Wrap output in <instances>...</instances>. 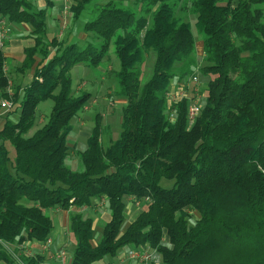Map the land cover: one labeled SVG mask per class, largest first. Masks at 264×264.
I'll return each mask as SVG.
<instances>
[{
	"label": "trees",
	"instance_id": "16d2710c",
	"mask_svg": "<svg viewBox=\"0 0 264 264\" xmlns=\"http://www.w3.org/2000/svg\"><path fill=\"white\" fill-rule=\"evenodd\" d=\"M44 1L38 9L30 0H0V18L28 26L33 40L20 67L31 80L13 91L0 48V243L19 255L26 243H45L54 229L49 211L60 209L72 212V264L147 246L162 264H264V0H102L83 25L92 35L84 48L45 41L52 1ZM91 1L71 6L73 24ZM111 46L121 64L115 93L126 99L121 133L104 146L98 121L79 154L82 171H72L71 122L91 94H73L71 71L99 68ZM196 73L207 88L189 128L191 100L170 105L167 95ZM46 100L54 103L49 121L33 133ZM130 198L146 202L125 228ZM96 201L110 214L101 235L84 215ZM14 261L2 248L0 262ZM21 261L46 264L40 255Z\"/></svg>",
	"mask_w": 264,
	"mask_h": 264
},
{
	"label": "rangeland",
	"instance_id": "374dc122",
	"mask_svg": "<svg viewBox=\"0 0 264 264\" xmlns=\"http://www.w3.org/2000/svg\"><path fill=\"white\" fill-rule=\"evenodd\" d=\"M36 8H39V0H31ZM80 1V0H78ZM105 2L102 0H92L90 5L88 6V10L83 13L81 16L78 24L72 23V16L70 12L69 6L67 7V10L64 11L63 17L66 18V27L63 29L58 24L53 23L51 21L48 25V32L45 41L49 42L56 36V31H54V27H56L58 30V41L65 42L67 45H77L81 48H84L86 46V43L89 40H92V35H87L83 32V25L86 24L88 21H90L93 18V15L91 14L93 10L96 9V7L100 5H104ZM185 13L183 12L182 15ZM51 19V16H50ZM194 19L195 17L191 16V24H192V30L196 38V49L198 48V42L200 41V36L198 35L196 26L194 25ZM3 21V20H2ZM1 22V20H0ZM5 26L10 30L12 33H16L17 38L23 37V35L28 34L27 29L19 28L16 29L17 25L8 24V22L4 21ZM64 24V21H63ZM1 27V25H0ZM16 30H15V29ZM61 28V29H60ZM16 36L13 37V40L16 39ZM25 45H27V42H24ZM8 44V41L6 39V44ZM8 46H4L2 49L4 53L7 54ZM56 48H53L55 50ZM199 55V54H198ZM38 60H40V57H38ZM201 61V57H199V62ZM153 64H154V55H150L147 57L146 63L143 66V75L144 79H148L153 70ZM22 65L21 63L12 64L10 66V79H11V90H15L19 86H25L29 84L31 77L28 72H24L20 70V67ZM200 68L203 66V64L199 63ZM121 69V64L119 59L114 54V49L111 46L109 50V57L104 60V62L101 64V66L97 69H92L87 67L84 64H80L75 66L71 71V79H72V90L73 94L75 96H79L83 93H90L91 94V100L87 103L83 111H81L77 117H75L72 122V131L70 132L68 136V144L72 148L70 158L67 160V166L72 171H82V163L80 160V153L84 151L87 147V139L90 136V134L93 132L96 123L99 121L102 129H103V144L104 146H107L111 140H117L119 138V135L121 133V123H122V117H123V108L126 105V99L122 96L116 95L115 91L117 88V79H116V73H118ZM178 73V72H177ZM195 77L198 78L197 83H191L186 91V94L188 98L191 101L199 100L201 104L204 103L205 98V91L207 88V80L208 78L202 77L199 73L195 74ZM176 85V83H173ZM173 88V87H172ZM54 103L52 100H46L39 104L37 109V119L35 127L31 132H35L38 129L42 128L44 125H46L49 121L50 114L52 112ZM7 113V112H6ZM4 113V114H6ZM7 115V114H6ZM20 116V113L13 116L11 119L13 122L18 121ZM3 125L0 126V128ZM12 152V155L14 156V150L11 146H9ZM132 199V198H131ZM133 201V200H132ZM127 222L125 228L129 225V221H133L137 215L143 210L144 208V202L146 200L138 201V203L133 204L130 199H127ZM131 202V203H130ZM99 209V210H97ZM55 210L60 209H54V212H57ZM107 204L105 201L100 202L98 206H96V209L87 210L84 212V215L86 218L93 217L95 218L97 222L96 230L102 231L104 221L101 219L102 215L104 213H107ZM51 210L49 211V215ZM197 213H192V218L190 220L191 224H194L195 220L198 219ZM67 226L68 225V217H66ZM76 247V240L71 239L70 248L67 249L66 255L68 259V264L72 263V257L73 253ZM2 248H5L6 250H14L15 248L10 245H2L0 243V251ZM122 250L118 252L116 256H108L104 259L100 260L99 262L95 264H106L105 260H111L114 259L116 262L118 261V256H120ZM23 258V257H22ZM25 258V257H24ZM21 259V258H20ZM160 261V256H159ZM17 264L20 262L14 261ZM24 262V260H23ZM2 264H5L4 262H1Z\"/></svg>",
	"mask_w": 264,
	"mask_h": 264
},
{
	"label": "crops",
	"instance_id": "0c3cea01",
	"mask_svg": "<svg viewBox=\"0 0 264 264\" xmlns=\"http://www.w3.org/2000/svg\"><path fill=\"white\" fill-rule=\"evenodd\" d=\"M51 1H52V6L49 10V16H48L47 24L50 25L49 23L51 21H53V23L58 24L61 27L63 25L62 28L64 29L66 27V24H67L66 18L63 17L64 11L67 10L68 6L70 8L72 5H74L76 2H78V0H51ZM46 6H47V4L44 0H39V8L38 9H44V8H46ZM50 16H51V19H50ZM0 20L5 21V19H2V18H0ZM63 21H64V24H63ZM13 26L14 25H12V27ZM19 28L27 29L28 34L26 36L23 35V37L17 38L16 33L11 32L7 36L8 44L5 45V46H8L7 47V49H8L7 54L5 53V56L7 57V65H6L7 73H9V71H10L9 69H10V66L12 64L23 62L24 49L26 47L33 45V40L30 37V32H31L30 28L26 25H17L16 29H19ZM58 30L59 29L54 27V31H56L55 37L58 36L57 35ZM14 36H16L15 40H13ZM25 41L27 42V45H25V43H24ZM5 44H6V42H5ZM197 44H198L197 55L199 54L198 55L199 57H203V42H202L201 38ZM30 77H31V74H30ZM2 121L3 120H0V126L2 125ZM132 200L133 199L130 198V201L133 204L138 203V202L134 203V200L133 201ZM95 204L98 206L100 204V202L96 201ZM92 209H96V207L86 209L85 211L92 210ZM97 210H99V209H97ZM55 211H57V210H55ZM71 213L72 212H70V211L58 210L57 212H54V210H51V212H50L51 216L50 215L49 216L52 218L53 223H54V229H53V232H52L51 237H50V240H52V245L48 249L44 250L43 249V243H37V242L26 243L23 245L22 251L20 252V257L21 258L25 257V259H27L28 257L30 258V257L35 256V255H40L44 258V261L46 264H68L69 257L67 258L66 252H67V249L70 248L71 239H75L73 234L70 231ZM138 215H137V217H138ZM66 217H68V225L69 226H67V221H66L67 218ZM90 218H92L94 220L95 227L98 228L96 225L98 221L93 217H90ZM101 219L105 223L110 221V214H109L108 210H107V213H104L102 215ZM133 221H131V222H133ZM131 222L129 221V224ZM96 231H97L98 235L102 234V231H98V230H96ZM131 250H137V248L125 247V248H123V251H121L120 256H118L117 262L114 259H111V260H105V263L106 264H141V263H139L135 260H132L128 257L127 254ZM63 255L65 256V261L63 260ZM14 263H16V262H14ZM0 264H2V263L0 262ZM17 264H19V263H17ZM20 264H22V263H20ZM161 264H162V262H161Z\"/></svg>",
	"mask_w": 264,
	"mask_h": 264
},
{
	"label": "built area",
	"instance_id": "2783aa9c",
	"mask_svg": "<svg viewBox=\"0 0 264 264\" xmlns=\"http://www.w3.org/2000/svg\"><path fill=\"white\" fill-rule=\"evenodd\" d=\"M0 48H3L7 39V36L11 33L10 30L5 26L4 21L0 22ZM198 82V78L195 77V75L193 77H191L187 82L184 83H178L176 84L177 86H175V84H173V88L171 87L170 92L167 95V99L170 105L176 104L180 101H182L183 99H189L186 92L188 88H186L185 86L189 87L191 83H197ZM12 105L10 102L5 101L2 103L1 108H2V112L6 113L9 112V110L11 109ZM202 109V104L199 102V100H195V101H191L190 105H189V110H188V125L189 128H191L195 122H196V118L199 115V113L201 112ZM174 115H171V119H174ZM52 245V240L48 239L45 243H43V249L46 250L48 249L50 246ZM14 259L20 263L23 264V262L20 259V255L19 254H14V252H12L11 250H9ZM128 257L132 260H135L141 264H161V257H160V261H159V254L157 253L156 250L151 249L150 247H143V248H139L137 250H131L128 252ZM63 260L65 261V256L63 255Z\"/></svg>",
	"mask_w": 264,
	"mask_h": 264
}]
</instances>
